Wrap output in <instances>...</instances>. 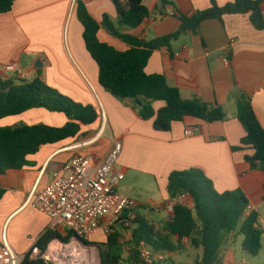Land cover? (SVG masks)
<instances>
[{
  "label": "crops",
  "instance_id": "crops-1",
  "mask_svg": "<svg viewBox=\"0 0 264 264\" xmlns=\"http://www.w3.org/2000/svg\"><path fill=\"white\" fill-rule=\"evenodd\" d=\"M78 1L100 24L104 16L118 23L111 0H17L12 12L0 16V80L17 79L6 73L4 67L18 63L26 75L23 80L40 79L75 102L94 106L99 114L94 124L81 126L76 138L45 145L28 158L29 166L0 175V188L5 190L0 202V243L7 241L18 255L26 257L50 226L48 216L28 205L37 189L45 188L53 174L77 156L103 158L114 142L123 147L116 166L124 175L118 187L122 196L154 211L153 208L170 203L167 186L173 172L200 170L218 193L242 190L246 194L252 212L258 215L263 240L264 173L253 170L247 162L246 156L252 151L234 152L233 148L245 136L237 120V93L251 98L264 128V31L259 32L247 15H228L223 21L207 20L197 34L185 32L172 41L170 48L153 52L146 74L162 75L170 87L180 90L184 100L219 106L228 115L227 121L213 124L188 118L174 123L171 132L164 133L155 130L152 120L142 119L137 101H120L100 86L99 67L83 40ZM233 1L216 3L224 7ZM167 2L144 0L149 18L136 29L121 27V32L151 42L180 29V15L193 16L212 6L210 0ZM171 11L175 15L171 16ZM261 12L264 17V3ZM98 37L100 42L122 52L130 49L102 27ZM224 54L229 55V65L224 63ZM159 106L154 104L156 109ZM67 123L65 114L45 109L0 121L7 128H63ZM188 130L193 131L192 137L187 136ZM171 218L172 214L166 223ZM150 223L158 229L166 224ZM105 242L106 239L102 243ZM242 243L239 232L227 235L219 255L221 263L237 264V256L244 251ZM181 252L187 253L191 264H202L203 248H193L187 239L170 255L169 264H174V257Z\"/></svg>",
  "mask_w": 264,
  "mask_h": 264
},
{
  "label": "trees",
  "instance_id": "trees-1",
  "mask_svg": "<svg viewBox=\"0 0 264 264\" xmlns=\"http://www.w3.org/2000/svg\"><path fill=\"white\" fill-rule=\"evenodd\" d=\"M16 1L0 0V16L12 12ZM111 1L118 15L117 24L109 16H104L100 24L82 2L77 3L86 50L99 67L100 86L120 101H139L140 116L144 121L152 120L155 130L159 132L169 133L174 123L188 118L209 124L227 121L228 115L221 107L200 100H184L180 90L170 87L164 76L148 75L146 68L154 51L170 48L172 41L185 32L197 34L207 20L223 21L228 15H247L250 23L263 32L261 9L264 0H234L224 7H220L216 0H210V8L196 11L193 16L180 15L181 27L175 33L151 42L123 34L120 30L121 27L136 29L149 18L144 0ZM161 1L168 3L167 0ZM101 27L128 44L130 49L122 52L100 42L98 32ZM235 100L237 120L245 136L233 151H252L251 155L246 156L247 162L253 170L264 173V128L259 123L250 97L239 92ZM155 103L160 104L159 108L154 107ZM37 109L65 114L68 123L63 128L48 125L7 128L0 125V175L24 169L29 166L28 158L36 155L43 146L76 138L82 125L94 124L99 116L94 106L79 104L40 79L32 82L19 78L0 80V121ZM43 189H37V194ZM167 193L170 201L176 202L171 220L160 231L138 213L135 222L125 229L131 233L127 258L122 242V224L113 227L105 243L94 244L91 240L85 243L103 248L104 264H144L139 253L142 244L166 254L168 259L162 263L166 264L170 255L187 239L193 248H203L202 264H222L219 255L227 235L239 232L243 236L244 252L251 257L259 256L263 231L258 227V215L246 213L250 203L242 190L218 193L214 183L202 171L189 170L175 171L169 176ZM4 194L5 190L0 188V202ZM183 196L189 197L191 208L183 201ZM73 238L74 235L70 233L63 235L47 230L36 246L45 252L55 240L67 244ZM173 239H177L178 245L174 244ZM22 264L47 263L42 259H31L28 254Z\"/></svg>",
  "mask_w": 264,
  "mask_h": 264
},
{
  "label": "built area",
  "instance_id": "built-area-1",
  "mask_svg": "<svg viewBox=\"0 0 264 264\" xmlns=\"http://www.w3.org/2000/svg\"><path fill=\"white\" fill-rule=\"evenodd\" d=\"M170 15L175 13L171 11ZM223 59L226 65L230 64L228 54H224ZM4 71L19 79L26 76L18 63L7 64ZM193 134L192 130L187 131L188 137ZM122 150V144L114 142L107 155L99 160L91 156L75 157L62 171L55 172L52 181L39 194L33 196L28 205L49 217V231L63 235L70 233L85 242L91 240L99 229L107 236L113 227L122 224L121 231L125 232V229L135 222L137 209L141 207L139 201L122 196L118 192L119 184L124 180V175L116 170ZM182 199L192 207V203L187 201L188 196H183ZM175 205V201H170L166 206L152 210L173 214ZM252 211L253 208L249 205L246 213ZM55 241L64 243L59 239ZM49 249L43 252L41 248L34 246L29 254L31 259H42L47 264L69 260L70 255L60 250L57 261L48 255ZM139 251L144 264H162L168 259L166 254L156 252L145 244L141 245ZM25 258L18 255L7 241L0 243V264H22Z\"/></svg>",
  "mask_w": 264,
  "mask_h": 264
},
{
  "label": "rangeland",
  "instance_id": "rangeland-1",
  "mask_svg": "<svg viewBox=\"0 0 264 264\" xmlns=\"http://www.w3.org/2000/svg\"><path fill=\"white\" fill-rule=\"evenodd\" d=\"M137 210L142 217H145L147 220H149V222H153L156 224L164 225L166 221L170 219V213H168L167 211L156 212V211H151L150 208H144V207H140V208L138 207ZM159 229L160 231L164 230V226L160 227ZM123 237H124V240H122V242H124V245H125L124 253H125V258H127L129 255L128 252L130 250V246L128 245V243L131 240L130 231L123 232ZM105 239H106L105 233L103 232L102 229H99L96 231L95 235L92 237L91 242H93L94 244H102V242L105 241ZM172 241L174 242V244L178 245L177 239H173ZM73 243L78 244L79 246L77 247L81 248L82 250L84 249L83 251H84L86 261H89L91 259L90 255L92 254V252L93 253L95 252L98 258L100 254L102 255V251H103L102 247H100L101 249L100 251L97 249V247L99 246L89 245L90 247H84L81 243L76 242L74 239H72L70 243H67V244L62 243L63 246L65 245L68 246V247H64L63 249L64 254L68 255V253L69 254L73 253V251L69 249V245L71 246ZM67 250L69 252H67ZM68 258L70 261L71 260L70 256H68ZM57 261H59V259H57ZM173 261H174V264H191L192 263L191 258L187 256V253H182V252L180 255L175 256ZM236 261H237V264H264V239L262 240V250L258 257H251L248 253L243 251L239 253V256H237L236 258ZM57 264H60V263L58 262ZM96 264H101L100 261H98V259H97ZM166 264H169V262H167Z\"/></svg>",
  "mask_w": 264,
  "mask_h": 264
},
{
  "label": "bare ground",
  "instance_id": "bare-ground-1",
  "mask_svg": "<svg viewBox=\"0 0 264 264\" xmlns=\"http://www.w3.org/2000/svg\"><path fill=\"white\" fill-rule=\"evenodd\" d=\"M77 246L79 245L74 244V243L71 246L69 245V249L73 251V253L71 254L68 253V255L72 256L71 260L70 261L68 260L66 262H59V263L60 264H96L97 259L98 261H100V259L98 258L95 252L94 253L92 252V254L90 255L91 259L89 258L90 260L86 261L84 251H83L84 249L82 250L81 248ZM64 247L65 246H63L61 243L55 241L52 243L51 249H49L48 255L57 260L59 257L60 250H63ZM67 252L69 251L67 250Z\"/></svg>",
  "mask_w": 264,
  "mask_h": 264
},
{
  "label": "water",
  "instance_id": "water-1",
  "mask_svg": "<svg viewBox=\"0 0 264 264\" xmlns=\"http://www.w3.org/2000/svg\"><path fill=\"white\" fill-rule=\"evenodd\" d=\"M137 103L140 104L139 101H137ZM74 240H75L76 242L81 243L84 247H90V246L87 245L84 241H82V240H80V239H78V238H76V237H74ZM97 249H98L99 251L101 250L100 247H97ZM99 258H100V263H101V264H104V263H103V258H102V255H101V254L99 255Z\"/></svg>",
  "mask_w": 264,
  "mask_h": 264
}]
</instances>
